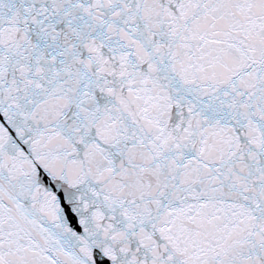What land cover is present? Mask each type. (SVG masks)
<instances>
[{"label": "snow or ice", "instance_id": "snow-or-ice-1", "mask_svg": "<svg viewBox=\"0 0 264 264\" xmlns=\"http://www.w3.org/2000/svg\"><path fill=\"white\" fill-rule=\"evenodd\" d=\"M0 264H264V0H0Z\"/></svg>", "mask_w": 264, "mask_h": 264}]
</instances>
